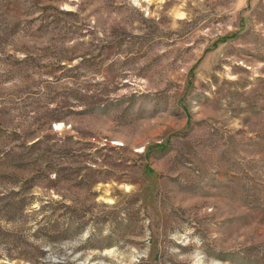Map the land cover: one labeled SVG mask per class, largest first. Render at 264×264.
Returning <instances> with one entry per match:
<instances>
[{
  "label": "rangeland",
  "instance_id": "1",
  "mask_svg": "<svg viewBox=\"0 0 264 264\" xmlns=\"http://www.w3.org/2000/svg\"><path fill=\"white\" fill-rule=\"evenodd\" d=\"M0 264H264V0H0Z\"/></svg>",
  "mask_w": 264,
  "mask_h": 264
}]
</instances>
